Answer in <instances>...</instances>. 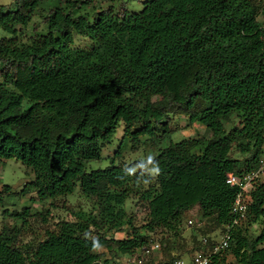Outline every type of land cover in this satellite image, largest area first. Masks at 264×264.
Instances as JSON below:
<instances>
[{
	"label": "trees",
	"instance_id": "trees-1",
	"mask_svg": "<svg viewBox=\"0 0 264 264\" xmlns=\"http://www.w3.org/2000/svg\"><path fill=\"white\" fill-rule=\"evenodd\" d=\"M0 29L8 34L0 37V161L26 168L21 194L57 201L79 185L99 213L78 211L29 242L2 225L0 264H122L151 235L177 238L183 214L195 207L209 228L191 250L211 249L206 235L233 218L238 190L227 174L255 170L264 153V0H149L138 13L127 0H9L0 6ZM181 116L210 137L170 141L147 161L126 163L118 150L106 166L87 168L101 160L119 123L137 149L144 137L146 147L170 137ZM16 194L3 186L0 206ZM129 199L146 207L139 228ZM28 212L13 215L24 226ZM252 224L258 234L236 227L210 264H227L228 255L233 264H264V181L250 192ZM124 226L127 238L106 239Z\"/></svg>",
	"mask_w": 264,
	"mask_h": 264
},
{
	"label": "rangeland",
	"instance_id": "rangeland-1",
	"mask_svg": "<svg viewBox=\"0 0 264 264\" xmlns=\"http://www.w3.org/2000/svg\"><path fill=\"white\" fill-rule=\"evenodd\" d=\"M146 1L149 0H127L128 11L130 13L140 12L143 3ZM8 3L9 0H0V6L8 5ZM37 20H39L38 16L33 17L29 29H31V26L35 22H38ZM259 21H262V18H259ZM18 30L22 29L18 27ZM45 31L46 29L42 24L38 28L37 34H43ZM1 36H8V34L0 29V37ZM237 122L235 116L231 117L230 122L226 124V130L229 132ZM170 130V137L163 138L160 144L157 145V143H155L153 146V143H150V145L146 147L143 142L147 137H144L140 142V146H138L137 149H133L131 142L127 139H123V125L119 123L113 135L112 143L102 150L101 160L89 161L87 163V168L95 169L106 166L108 164V159L115 155L118 150L121 151L120 158L126 163L147 161L157 155L161 148L168 146L170 141L176 143L187 138L210 137V132L206 130L204 126L198 123H190L187 117L182 116L173 118ZM233 156L244 157L236 151H233ZM150 172L152 175L155 174L154 171ZM28 180L26 168L19 161L13 159L0 161V192L3 190V186L7 185L10 187L11 192L17 193L13 196L4 197V206H0V227L2 225H10L19 228L20 240L22 242L35 241L42 238L45 228L53 227L57 221H73L75 219L74 214L78 211H91L94 216L99 215L94 202L86 198L80 192L79 185H77L74 193L65 199L57 201L47 199L40 201L37 199L34 192L26 194L20 193ZM23 208H27L29 211V216L24 217L26 218L24 226L23 219L13 215L14 212L21 214ZM125 208L127 213L131 215L135 227L139 228L144 225L147 213L146 207L141 201L129 199L125 204ZM242 225L243 229H248L249 236H254L260 231L259 224L247 226L246 221H244ZM205 227L209 228L207 220L202 217L199 208L195 207L183 214L180 225V235L177 238L169 236L167 242H161L160 235L156 237L151 235L145 247L136 250L130 257L122 256V264H159L178 257L187 260V256L191 255L193 252L191 250L194 243L193 241H200L202 237H205L202 233L203 230L206 229ZM221 230L222 229H215L206 236L217 240ZM129 233L130 229L124 226L118 231H107L104 235L106 239L123 240L127 238ZM155 245H158V248H155ZM98 252L101 253L102 260L109 259L111 256V254L103 248L99 249ZM226 263L233 264V257L231 255L227 256Z\"/></svg>",
	"mask_w": 264,
	"mask_h": 264
},
{
	"label": "built area",
	"instance_id": "built-area-1",
	"mask_svg": "<svg viewBox=\"0 0 264 264\" xmlns=\"http://www.w3.org/2000/svg\"><path fill=\"white\" fill-rule=\"evenodd\" d=\"M257 181H264V153L260 156L258 167L255 170L241 176L231 173L227 174L226 183L231 187H236L238 190L231 207L233 218L218 234V239H213L212 248L207 251H195L187 256V260L184 258H174L168 262L159 264H210L214 255L228 249L233 240L235 228L240 227L247 220L250 192ZM201 240L203 242L207 241L204 237ZM155 248H158V245H155Z\"/></svg>",
	"mask_w": 264,
	"mask_h": 264
}]
</instances>
